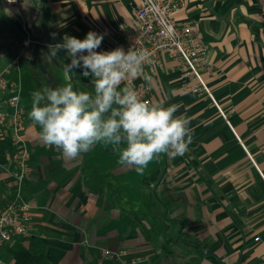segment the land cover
Masks as SVG:
<instances>
[{"label": "crops", "instance_id": "1", "mask_svg": "<svg viewBox=\"0 0 264 264\" xmlns=\"http://www.w3.org/2000/svg\"><path fill=\"white\" fill-rule=\"evenodd\" d=\"M183 1L172 17L206 43L211 96L186 92L182 64L169 57L157 74L144 70L150 83L135 79L151 104L175 105L193 129L182 156L160 154L142 175L103 143L75 160L44 145L22 86L32 46L49 52L65 35L94 31L107 48L134 26L140 0L0 1V70L19 86L32 167L23 187L32 225L0 245V264H264V0ZM26 38L34 42L23 46ZM11 148L0 130V200Z\"/></svg>", "mask_w": 264, "mask_h": 264}, {"label": "clouds", "instance_id": "2", "mask_svg": "<svg viewBox=\"0 0 264 264\" xmlns=\"http://www.w3.org/2000/svg\"><path fill=\"white\" fill-rule=\"evenodd\" d=\"M103 39L89 31L83 39L65 35L62 43L48 46L50 60L62 50L70 57L65 74L81 69L91 76L93 91H75L71 85L33 91L28 118L39 126L41 142L58 148L65 159L75 160L103 143L119 154L118 164L142 175L160 154L182 156L193 129L189 119L175 115V105L151 104L133 87H121L134 78L151 82L144 72L150 52L133 47L97 51Z\"/></svg>", "mask_w": 264, "mask_h": 264}, {"label": "built area", "instance_id": "3", "mask_svg": "<svg viewBox=\"0 0 264 264\" xmlns=\"http://www.w3.org/2000/svg\"><path fill=\"white\" fill-rule=\"evenodd\" d=\"M183 5V0H140L134 12V26L122 28L120 40L107 48L102 42L97 51H110L117 47L146 49L150 52V62L144 70L153 75L162 68L164 57L172 58L182 64L185 76L182 87L186 92L211 96L202 78V71L211 70L206 58V43L194 25L177 26L172 17ZM33 42L26 38L23 46ZM135 79H129L121 87H133L140 98L150 103L149 88L135 84ZM16 97L20 98L19 86L0 70V130L9 134L12 145L6 154V171L11 179L5 180L6 193L0 200V245L25 237L32 225L31 207L23 194L32 167L29 148L21 134L24 111ZM1 105L6 109H1ZM104 253L117 259L120 255L118 251L105 250Z\"/></svg>", "mask_w": 264, "mask_h": 264}, {"label": "rangeland", "instance_id": "4", "mask_svg": "<svg viewBox=\"0 0 264 264\" xmlns=\"http://www.w3.org/2000/svg\"><path fill=\"white\" fill-rule=\"evenodd\" d=\"M1 1V0H0ZM7 23L0 25V30L6 29ZM30 59L27 64L22 67L23 75L26 78L27 86H23V90H27L30 94L33 91H42L47 87H57L71 85L74 88L84 89L85 85L92 84L91 76L85 77L81 69H75L72 73V82L69 81V75L65 74V62L63 56L59 53L50 60L48 51L43 49L30 48ZM70 63V62H69ZM23 84V82H22ZM26 88V89H25ZM93 89H88L83 92H92ZM23 107L26 108L24 105Z\"/></svg>", "mask_w": 264, "mask_h": 264}, {"label": "trees", "instance_id": "5", "mask_svg": "<svg viewBox=\"0 0 264 264\" xmlns=\"http://www.w3.org/2000/svg\"><path fill=\"white\" fill-rule=\"evenodd\" d=\"M248 20H249V19H248ZM249 21H250V20H249ZM59 54L63 56L64 61L68 64V60H67V56H66V54L63 53V52H61V51L59 52Z\"/></svg>", "mask_w": 264, "mask_h": 264}]
</instances>
